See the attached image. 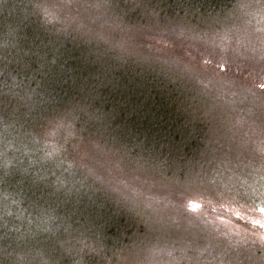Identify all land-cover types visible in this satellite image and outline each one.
<instances>
[{"label":"trees","instance_id":"16d2710c","mask_svg":"<svg viewBox=\"0 0 264 264\" xmlns=\"http://www.w3.org/2000/svg\"><path fill=\"white\" fill-rule=\"evenodd\" d=\"M252 1L0 0V264H29L28 255L49 264L55 246L54 264H137L131 250L115 253L113 237L130 240L141 198L158 195L155 180L184 176L190 164L170 168L197 158L196 125L213 124L175 69L184 57L170 58L173 78L155 73L169 59L158 47L171 50L161 42H173L168 30L207 29ZM84 48L93 68L81 66ZM196 211L235 227L257 214ZM100 229L115 250L105 256L95 248ZM247 231L264 246L260 224Z\"/></svg>","mask_w":264,"mask_h":264},{"label":"rangeland","instance_id":"374dc122","mask_svg":"<svg viewBox=\"0 0 264 264\" xmlns=\"http://www.w3.org/2000/svg\"><path fill=\"white\" fill-rule=\"evenodd\" d=\"M168 32L173 42H161L170 44L171 50L160 44L158 51L172 56L164 54L169 59L155 65V73L173 78L165 72L173 66L170 58L184 57L175 69L184 80L192 81L193 107L210 114L213 124L195 127L194 142L200 145L197 158L170 168L190 164L184 176L155 180L153 189L158 195L141 198L139 205L145 213L134 214L148 219L155 234L130 259L137 264H264V246L253 243L247 231L255 222L264 228V176H257L264 172V0L239 5L225 21L207 29L187 26ZM106 56L120 65L134 64L131 58L122 62ZM156 56L151 52L147 57ZM133 67L130 71L140 76L141 71ZM159 153L160 161L167 162L165 154ZM200 206L212 210L230 206L234 220H241L245 212L257 214H249L248 221L235 227L230 221L221 219L224 223L218 224L204 218L196 211ZM57 247L47 250L49 264L57 261ZM164 247L172 249L168 257L153 261ZM143 253L148 260L142 258Z\"/></svg>","mask_w":264,"mask_h":264},{"label":"bare ground","instance_id":"6f19581e","mask_svg":"<svg viewBox=\"0 0 264 264\" xmlns=\"http://www.w3.org/2000/svg\"><path fill=\"white\" fill-rule=\"evenodd\" d=\"M81 59L80 61L81 66L84 68H93L92 66V54L89 53V51L84 48L83 52H80ZM139 220V224L136 227V233L135 232H130V240H124L123 237H113V242L115 247L117 248L115 253H123L126 250H131L132 252L136 253L139 251L141 247L145 245V239L154 235L155 230L153 225L149 222L148 219L144 217H137ZM96 246L95 248H99L102 252L103 255L107 253L108 250L111 252L115 251L111 249L112 243H111V237H108L106 234V231L103 229L98 230L96 233ZM181 246V245H180ZM172 251L171 248H165L161 251H157L154 256H153V261L158 259L160 256L166 258L168 257V254ZM84 256V255H82ZM142 258L148 260V255L146 253H143ZM85 257V256H84ZM33 257L28 255L27 256V261L29 264H38L34 263L32 261ZM76 264H82L80 260H77Z\"/></svg>","mask_w":264,"mask_h":264}]
</instances>
